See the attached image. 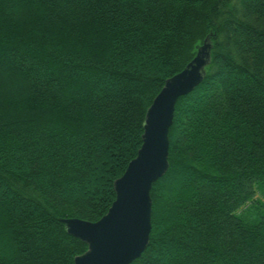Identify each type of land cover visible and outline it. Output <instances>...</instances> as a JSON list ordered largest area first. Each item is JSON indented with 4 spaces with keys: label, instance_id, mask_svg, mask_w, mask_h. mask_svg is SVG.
I'll use <instances>...</instances> for the list:
<instances>
[{
    "label": "trees",
    "instance_id": "1",
    "mask_svg": "<svg viewBox=\"0 0 264 264\" xmlns=\"http://www.w3.org/2000/svg\"><path fill=\"white\" fill-rule=\"evenodd\" d=\"M207 36L130 264H264V0H0V264L86 251L62 218L108 211L147 109Z\"/></svg>",
    "mask_w": 264,
    "mask_h": 264
},
{
    "label": "water",
    "instance_id": "2",
    "mask_svg": "<svg viewBox=\"0 0 264 264\" xmlns=\"http://www.w3.org/2000/svg\"><path fill=\"white\" fill-rule=\"evenodd\" d=\"M207 36L195 56L165 80L145 116L143 143L124 173L115 179L116 198L98 220L62 218L67 231L87 243L74 264H130L146 249L152 230L151 190L169 168L170 128L180 96L193 91L211 63Z\"/></svg>",
    "mask_w": 264,
    "mask_h": 264
},
{
    "label": "rangeland",
    "instance_id": "3",
    "mask_svg": "<svg viewBox=\"0 0 264 264\" xmlns=\"http://www.w3.org/2000/svg\"><path fill=\"white\" fill-rule=\"evenodd\" d=\"M256 199L264 201V186L258 185L257 192H256ZM249 205H250V203H248V206ZM245 208H247V207H245Z\"/></svg>",
    "mask_w": 264,
    "mask_h": 264
}]
</instances>
